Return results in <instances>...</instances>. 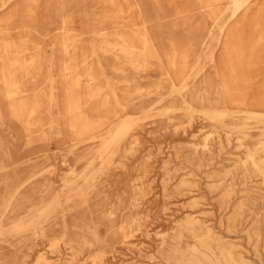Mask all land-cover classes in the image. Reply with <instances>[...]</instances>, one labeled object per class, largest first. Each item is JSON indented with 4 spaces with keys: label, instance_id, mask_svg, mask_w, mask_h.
Masks as SVG:
<instances>
[{
    "label": "bare ground",
    "instance_id": "1",
    "mask_svg": "<svg viewBox=\"0 0 264 264\" xmlns=\"http://www.w3.org/2000/svg\"><path fill=\"white\" fill-rule=\"evenodd\" d=\"M97 1L0 0V264H264V0Z\"/></svg>",
    "mask_w": 264,
    "mask_h": 264
},
{
    "label": "rangeland",
    "instance_id": "2",
    "mask_svg": "<svg viewBox=\"0 0 264 264\" xmlns=\"http://www.w3.org/2000/svg\"><path fill=\"white\" fill-rule=\"evenodd\" d=\"M68 1V0H67ZM97 1V0H96ZM165 2H169L170 0H164ZM184 3V0H177V4H179V10L180 11H191L193 10L194 12H198V10L196 9L197 7L194 5L193 6V1L192 0H188V2H186L187 4L186 5H183ZM100 4H103V3H100L99 0L97 1V6L99 7ZM196 7V8H195ZM263 13V12H262ZM97 14H98V10H97ZM257 22L259 21V23H261V26L264 25V15L260 14L259 17H257ZM197 19H195V24L197 23ZM198 24H196L197 26ZM245 29L249 30L251 28H246ZM251 31H255V29H251L249 30V33H251ZM258 32V31H257ZM257 32H254V33H251V36L253 35V37H255V33ZM24 38L28 36V34H24L23 35ZM249 36V35H248ZM32 40V41H31ZM181 41L178 42V47H175V49L173 48H167V54L170 55L171 52H174L175 50L179 52H185V54H187V59L190 60V61H193V60H196L198 59L199 56H202L203 54L201 53V47L199 46H195V48H191L188 46V43L189 41L188 40H182V39H179ZM30 46L32 45H35L36 42H38V38H32L30 40ZM197 42V40L195 41ZM169 44V43H167ZM249 46V45H247ZM251 47V46H250ZM257 47V46H255ZM264 53V49L259 52V53H256V55H260L261 53ZM183 55V54H182ZM177 56H179V54H177ZM180 58V56H179ZM101 62L103 63V66H104V71L106 72L107 76L111 79V82H115V80L117 79H121V77H118L117 76V72L115 70H113V65L114 64H117V61H115V59H109V58H102L101 59ZM194 62V61H193ZM102 84H105L104 82ZM61 97V95L59 94V98ZM61 99V98H60ZM44 116L45 118H47L48 116H45V115H42ZM48 121V120H46ZM39 134H41L40 132H34V134L30 137L31 139H33V144H32V149L33 151L30 152V154H33L31 157L32 158H39L41 157V162L39 164H44V165H56L59 167V171L62 175H67L68 173L70 172H66L67 168L57 164V163H63V156H65V152L62 151L61 149H55V144L54 143H51V148H50V151H44L42 149V147L40 146L41 143H40V136ZM51 139H56L54 138V136L51 134L50 136ZM203 140V138L200 140V142ZM38 142V143H37ZM58 146V145H57ZM148 146H151V144H149ZM57 148V147H56ZM157 150L159 152V149L158 147H154L152 149V146L151 148H149V150L146 152V153H149V151H153V155H157ZM160 157H164V155H161ZM230 169V168H229ZM62 170V171H61ZM231 170H234V168H231L230 170L227 169V171H231ZM225 172V171H224ZM222 172L221 174L223 175ZM61 178V177H59ZM63 179V178H62ZM62 181L60 180L59 183H61ZM175 201V200H174ZM181 205H172V208L173 209H177V208H180ZM178 225H176V229H178ZM170 227V225H164V226H161L159 227L158 231L162 232V235H154L153 237V240L154 241H158L160 238H165L166 240H168V238L170 239V236L173 235L174 233L177 232V230Z\"/></svg>",
    "mask_w": 264,
    "mask_h": 264
}]
</instances>
